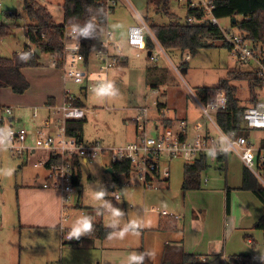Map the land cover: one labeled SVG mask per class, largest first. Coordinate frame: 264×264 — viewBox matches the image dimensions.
<instances>
[{"label":"rangeland","instance_id":"rangeland-1","mask_svg":"<svg viewBox=\"0 0 264 264\" xmlns=\"http://www.w3.org/2000/svg\"><path fill=\"white\" fill-rule=\"evenodd\" d=\"M116 1L117 6L112 14H109L107 21L108 24L110 22V28L120 31V33L116 32L121 37L116 34L115 37L124 48L127 62L125 66L117 67L120 69H111L109 80L116 82L122 95L115 99H105L103 102L95 99L92 93L95 69L91 68V75H88V85L91 88L84 98L87 114L82 131L85 143L97 142L87 144H99L105 149L126 146L135 140L136 130L133 121L138 119L140 108L147 106L152 109L154 117L157 104H164L167 114L170 112L172 115L179 116L175 117L176 120L186 114L189 120L188 131L192 137L199 134L196 125L200 126L203 132L210 129L211 135L217 137L215 129L201 112L197 98H201L198 92L200 88L214 90L219 87L221 80H226L229 85L234 86L239 106L244 108L251 105L253 94H250L249 81L231 80L230 74L250 72L257 68V64L253 60L247 63L236 61L228 49L222 46V41L214 42L213 47L201 49L196 55L190 56L186 71L183 70L184 67H180V64L185 62L186 53L163 50L164 54L158 55L159 61L153 63L145 52L141 57H136V52L128 48L127 29L139 23L138 17L145 21L148 28L151 24L164 25L170 21L185 22L187 10L182 2L172 0L168 6V14L164 16L161 11L155 10L152 3H149L147 8V0L146 2L145 0ZM40 4L47 8L54 24L58 26L64 24V0H40ZM0 14L2 16L0 25L11 28L4 36L5 38H0V57L9 58L15 53L22 52L25 44L28 45L24 28L32 22L26 16L23 0H0ZM220 24L228 26L230 23L229 20L223 19L220 20ZM43 60L44 68L52 67L50 56L45 55ZM30 72L33 89V92L31 89V94L36 95L49 87V82L46 81L47 76L42 73L45 71ZM62 87L61 92H63ZM68 87L72 94H78V86L69 83ZM4 90L0 88V106H15V103L11 101V92L4 93ZM254 94L257 100H263L264 86L257 84L254 87ZM24 105L39 106L37 104ZM248 135L255 147L263 145L264 134L261 130L251 131ZM41 156L43 152L38 151L35 156H30L26 163V161L14 158L8 150L0 151V169H15L11 177L0 175V264H32L35 259L41 264H55L61 254L59 247L63 241L59 230L62 217L60 198L58 194L42 188L44 170L33 166L37 162L35 160ZM226 157V171L220 170L219 163L209 161L208 168L202 172L200 177V189L187 192L182 189L183 166L187 163L182 158L171 160L168 165L169 179L167 181L155 179L152 188H144L134 172L130 175L131 185L121 186L127 180L124 175L114 176L105 172V167L109 164L108 155L100 156L91 163H82L81 172L84 184L83 187L76 188V192L81 191L82 193L83 207L79 208V204L75 201L68 214L69 220L65 224L71 228L82 212L89 215L86 212L87 207L97 209L99 202L93 199L91 191L96 181L107 189V200L112 202L113 196L119 194L120 200L112 204L124 212L138 209L141 216L151 215L159 219L162 211H166L169 215L173 213L179 216L184 215L181 221L188 219L196 206L198 208L204 205L208 207L215 197L217 200L221 193L225 195V189L228 187L231 189L232 213L238 215L237 219H240L242 216L239 214L248 208V204L262 205L251 192L238 190L241 187L243 166L239 157L231 151ZM19 166L22 167L19 168ZM255 171L264 185V169L256 168ZM205 178H207L206 183H204ZM108 184L110 189L106 187ZM52 194L57 199L56 204H51ZM123 201H125V207ZM185 203L187 208H185ZM223 204L225 207V196ZM151 209H154V213L150 214ZM101 216L104 225H108L107 214ZM129 216L125 212L123 220H129ZM256 222L249 226L251 229L246 233L252 236L255 247L247 244L243 237L246 234L242 233L240 236L243 244L234 249L236 252L231 254L233 256H228L234 262L233 264H248V261L250 264H264V230L255 229L253 226ZM232 227L233 223L229 222V234L232 232ZM72 247L74 248L67 250L68 253L73 256L81 255L76 249L77 246ZM80 251L83 254V250L80 249ZM65 252L64 256L68 257Z\"/></svg>","mask_w":264,"mask_h":264},{"label":"built area","instance_id":"built-area-1","mask_svg":"<svg viewBox=\"0 0 264 264\" xmlns=\"http://www.w3.org/2000/svg\"><path fill=\"white\" fill-rule=\"evenodd\" d=\"M178 2L185 5L186 14L190 12L186 16L185 22L191 24L207 22L216 26L221 32V41L227 45L228 51L236 61L247 63L253 60L257 64L255 69L259 84L264 86V46H253L231 28L230 24L222 26L221 19L213 14L214 0H178ZM99 3L101 11L108 20L109 14L117 6V1L99 0ZM196 13H200V15L198 16ZM138 19V24L127 29L126 44L128 48L136 52V57H141L145 52L149 60L156 63L159 59L158 55L164 54L163 49L145 21L141 17ZM107 20L101 31L85 47L79 38L78 51L74 49L75 40L70 35L71 26L63 25L61 51L50 56L52 67L59 70L62 75L63 97L58 104L46 103L41 107H35L30 114L34 122L33 125L30 127L10 125L15 108L0 106V128H11L14 133L12 145L8 149L12 156L28 159L30 156H35L38 151L43 152V156L38 157L33 166L44 170V183L42 184L44 189H54L60 192L62 217L59 230L61 239L65 242L73 240L68 239L71 228L66 224L69 219V211L76 201L77 187L74 185V179L77 166L75 161L91 163L100 156L108 155L109 164L106 169L113 170L114 166L129 164V172L120 174L127 179L121 186L131 185L130 175L134 172L144 188H152L155 179L167 181L170 176L168 165L171 160L178 158H182L188 163L199 156H205L207 162H217L219 156H227L231 151L258 178L256 168H264L263 145L255 147L249 137L236 136L235 133L228 136L218 127L216 114L228 109L227 95L221 88L208 90L205 98L197 99L201 112L215 129L217 137L211 135L210 129L203 132L198 125H196V129L199 134L192 137L185 119L170 120L165 108L159 107L158 104L154 109V117L152 109L147 106L140 108L138 119L133 121L136 130L135 140L126 146L105 149L99 144H87L79 138L69 136L67 123L86 118L87 113L83 104L87 91L91 88L88 85L91 68L95 69V77L109 79V71L120 67L127 61L124 48L116 39L115 33L108 27ZM148 37L155 45L152 51L147 49ZM28 45V51H31L33 55L35 53L34 46ZM86 47L89 50L88 54L85 51ZM189 58L190 55L187 54L185 61H188ZM174 69L177 68L174 67ZM69 83L78 86V94H72L68 87ZM76 101L82 102V106L74 105ZM242 122L243 128L248 133L261 130L264 134V99L244 107ZM209 151L216 153L215 158L208 156ZM106 187L110 189L109 184ZM113 199L120 200L119 194H115ZM84 214V212L81 213V215ZM162 215L169 216L166 211H162ZM173 217L178 218L177 216Z\"/></svg>","mask_w":264,"mask_h":264},{"label":"trees","instance_id":"trees-1","mask_svg":"<svg viewBox=\"0 0 264 264\" xmlns=\"http://www.w3.org/2000/svg\"><path fill=\"white\" fill-rule=\"evenodd\" d=\"M172 0H147L146 7L149 3L154 4L155 10L161 11L165 16L168 14V6ZM215 10L213 14L223 20H229L231 28L239 33L246 41L253 46H264V0H214ZM23 8L27 18L32 22L24 28L25 37L30 45L34 46L35 53L27 62L21 61L19 54L15 53L10 58L0 57V88H9L15 94H23L28 88L29 83L22 75V69L34 68L39 65L40 54L49 56L61 51V36L63 25L71 26L73 23L83 24L86 20H93L97 25V33L101 31L106 23V16L101 11L99 0H64V24L56 25L52 21V16L40 0H23ZM190 13V12H189ZM187 12L186 16L189 15ZM192 13V12H191ZM198 16L200 13H196ZM235 19V22L233 21ZM149 29L158 44L163 50L179 51L181 53L196 55L201 49L213 47L214 42L221 41L222 35L216 26L209 23L191 24L188 22L170 21L164 25L151 24ZM9 33L7 26L0 25V38ZM94 38V37H93ZM81 38L85 47L93 40ZM222 46L227 47L222 43ZM29 45H26L22 52H28ZM155 45L151 38H147L148 51L154 50ZM86 54L89 50L85 48ZM21 52V53H22ZM180 67L187 68V61L180 64ZM230 78L235 80L249 81L251 105L257 100L254 94V87L259 84L257 79V70L250 72H238L230 74ZM225 91L228 99V109L216 114L217 125L225 135L236 136L243 135L249 137L247 131L242 125L243 107L238 105L235 97L236 89L228 84L226 80L219 81V87ZM199 95L202 98L208 93V89L200 88ZM74 105L82 106V102L76 101ZM159 107L160 104L158 105ZM85 119L69 121L67 123V133L69 136L81 139L83 136V123ZM264 146V138L262 141ZM78 161L75 165L78 166ZM217 163L220 170L226 171L227 157L219 156ZM208 168V162L205 156H199L193 161L185 163L183 166L182 189L184 192L189 190H198L201 187L200 177L203 171ZM262 169V168H259ZM129 172V164L124 163L113 167L114 176L121 173ZM240 190L251 192L262 204L263 214L254 224L255 229H264V185L259 178L247 167L242 166ZM80 172L77 170L74 185L79 184ZM228 203V195H226ZM101 228H93L94 235L99 233ZM112 229H105L102 236H107ZM252 247L255 243L251 242ZM165 264H206L197 255L187 254L182 247H168L166 249Z\"/></svg>","mask_w":264,"mask_h":264},{"label":"crops","instance_id":"crops-1","mask_svg":"<svg viewBox=\"0 0 264 264\" xmlns=\"http://www.w3.org/2000/svg\"><path fill=\"white\" fill-rule=\"evenodd\" d=\"M115 7L113 8L112 12L114 11ZM112 12L110 14H112ZM109 25L110 22L108 24V27L110 28L111 26ZM8 27L9 26H7V28ZM8 29L11 28L9 27ZM110 29L115 32L118 37H121L119 34V30H116L117 32H119L117 33L114 28ZM26 45L27 44H25L24 47ZM20 53L21 52L17 54ZM45 55L47 54H40L38 67H28L22 69V75L29 83V88L23 94H15L9 88H2L5 89L4 93H9L7 91L11 92V101L15 103V106H13L15 108V112L10 122V125L12 126L30 127L34 124V122L32 121L33 119L30 118V114L35 107L26 106L24 104H37L39 106L36 107H41L46 103L58 104L62 100V75L59 70L51 66L44 68L43 59ZM125 65L126 63L122 64L121 66ZM30 71H45L42 73H44L43 75L47 76L46 81L49 82V87L41 90V92L36 95L31 94L32 76H29L31 75ZM28 76L30 78V81L28 80ZM58 100H60V102H58ZM160 106L165 108L164 104H160ZM168 115L170 120H174L176 119L175 117H179L172 115L170 112H168ZM180 118L185 119L188 122L189 128L188 116L185 114L184 117ZM81 140L85 142L83 136L81 137ZM17 159L20 161H26V163H28V159ZM82 163L86 164L85 162L80 161L77 166V170L80 172V179L77 188L83 187L84 184L81 172ZM20 167L22 166H19V168ZM107 170L108 168L106 169L105 167V172ZM206 179L207 178L204 179V183H206ZM45 190L51 191V193L58 194L60 198V192L58 190ZM230 190L231 189L227 187L225 189V195L221 193L220 197H218L217 200L215 197L214 201H212L208 207L204 205L198 208V206H196L195 209H193L192 214H190L191 216H189L188 219H185V221H181L182 218L184 219V215L179 216L177 213L170 214L169 216H163L162 214L159 215L157 213L160 216L159 219H157L156 217H153L151 215L141 216L138 209H135L132 212H128V210H126L125 212L130 215L129 220L127 221L138 220V222L141 224V228L139 230V235H133L129 233L123 239H120L118 236L113 235V230L107 236H102L104 234V230L110 228L107 227V225H104V223L102 222V216L96 214V209H90L89 207H87L86 212L92 217L94 226L101 228L99 229L100 232L95 233L94 235L87 234L86 236L80 237L78 240L73 239L71 242H65L63 240L62 245L59 247L62 255L60 254L59 259L56 260L55 264H124L126 255L129 252L133 251H146L154 254L152 259H148L146 257L144 264H165L166 249L168 247H182L185 253L197 255L202 259V262H205L206 264H233L234 262L228 256H230L231 254H235L236 251H234V249L240 247L241 244H243L240 235L242 233L246 234L250 231L251 228L249 226L261 217L260 215L262 214L263 206H253V204H248L249 209L245 208L242 211L243 213L239 214L242 217L240 219H237L238 215L232 213ZM238 190H240V187L238 188ZM240 192L248 191L240 190ZM226 195H228V203L226 202ZM224 196L225 207L223 204ZM81 197V191H77L75 199L79 204V208L83 207V204H81ZM50 199L51 204L57 203V199L53 194L50 196ZM112 200L113 204L118 201L114 199ZM123 203V206L125 207V201H123ZM185 208H187L186 203ZM118 209L121 210V208ZM149 213H154V209H151ZM173 216H177L178 218L175 219ZM127 221L122 220L121 227H123V224ZM229 222L233 223L232 232L230 234L228 233ZM234 222H236L237 224H235ZM243 237H245L244 240H246L247 244L252 246L251 242H254V240L251 238L252 236L246 234ZM70 245L77 246L76 249H78L79 254L81 255L73 256L71 253H68L67 250L69 248H74ZM80 249L83 250V254L81 253ZM64 252L65 255L68 254V257L64 256ZM247 263L250 264V261H248ZM32 264L41 263L40 261L35 259L33 260Z\"/></svg>","mask_w":264,"mask_h":264},{"label":"clouds","instance_id":"clouds-1","mask_svg":"<svg viewBox=\"0 0 264 264\" xmlns=\"http://www.w3.org/2000/svg\"><path fill=\"white\" fill-rule=\"evenodd\" d=\"M98 25L91 19L86 20L83 24L73 23L70 28V35L75 40L74 49H79V38L90 39L97 35ZM32 56V52H22L19 54V59L23 62H27ZM95 84L92 87V93L95 99L103 102L105 99H115L122 95L120 89L116 86L114 80H109L106 77H95ZM14 133L11 128H0V151L8 150L12 145V137ZM208 156L215 158L216 153L209 151ZM14 168L0 169V175L11 177L14 173ZM93 199L99 202V206L96 209L97 215L107 214L109 217V223L107 227L113 230V235L123 239L129 233L133 235H139L141 224L138 220H130L123 224L121 227V221L125 216V212L115 207L111 201L107 200V189L99 181L94 182V186L91 188ZM94 224L90 215L84 214L78 217L70 230L68 239H79L82 236L93 231ZM153 253L146 251H133L126 255L124 264H144L145 258H153Z\"/></svg>","mask_w":264,"mask_h":264},{"label":"water","instance_id":"water-1","mask_svg":"<svg viewBox=\"0 0 264 264\" xmlns=\"http://www.w3.org/2000/svg\"><path fill=\"white\" fill-rule=\"evenodd\" d=\"M1 17H2V16H1V14H0V20H1ZM232 22H235V19H234V18H233V21H232ZM148 54L150 55V52H148ZM183 70L186 71L185 68H183ZM106 172L112 174V173H113V170H112L111 168H108V170H107Z\"/></svg>","mask_w":264,"mask_h":264}]
</instances>
